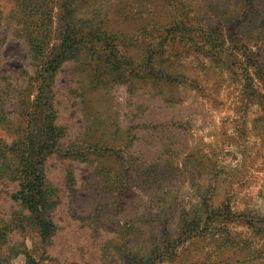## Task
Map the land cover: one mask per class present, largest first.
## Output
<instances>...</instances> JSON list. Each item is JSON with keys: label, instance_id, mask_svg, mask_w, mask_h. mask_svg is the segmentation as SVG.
<instances>
[{"label": "rangeland", "instance_id": "obj_1", "mask_svg": "<svg viewBox=\"0 0 264 264\" xmlns=\"http://www.w3.org/2000/svg\"><path fill=\"white\" fill-rule=\"evenodd\" d=\"M19 1L0 0V224H14L12 263L122 264L135 236L152 248L165 220L175 234L200 219L183 261L218 248L210 264H264V0H72L82 31L48 96L34 78L50 66L22 36ZM61 2L40 3L56 32ZM45 101L57 131L44 163L49 240L13 200L8 158Z\"/></svg>", "mask_w": 264, "mask_h": 264}, {"label": "trees", "instance_id": "obj_2", "mask_svg": "<svg viewBox=\"0 0 264 264\" xmlns=\"http://www.w3.org/2000/svg\"><path fill=\"white\" fill-rule=\"evenodd\" d=\"M19 2H21L19 16L24 18V24L22 25L24 29L22 30L25 33L22 36H26L28 39L30 51L34 57L41 60L45 59L50 66L44 76L34 78L37 80L39 90L48 96L53 92L51 85L57 67L65 60L72 58L76 53L77 36L82 31L77 22V11L73 8L72 0H62L59 3L61 11L59 15L60 25L56 32L53 29L51 9L40 4L43 0H20ZM250 2L254 4V1ZM261 12L264 13V7ZM206 32L204 33L205 38H208L209 42L213 41L215 36ZM55 40L58 45H52ZM45 76H48V79L45 80ZM49 104L48 101H45L38 106L40 118L33 121L36 129L35 133L34 131L29 132L26 139L18 138L12 143L11 150L9 149L8 152V158L15 162L12 176L14 175L17 178L19 185V190L12 198L14 202L28 211V215L24 217V220L27 224L37 228L40 233L39 236L43 240H49L56 230L51 217L52 204L49 202V191L44 174L45 158L57 144V131L52 124V112L47 107ZM228 211L229 208L227 213ZM130 218H133L132 215L128 217L129 220ZM142 220L143 225L147 224L146 219ZM193 220H181L179 230L175 234H172V227L165 220L162 223L164 224L163 227L157 232L163 242H159L161 239L154 240L152 248H149V244L148 246L144 244L146 240H142V235L135 236L133 247H128V244L122 247L129 257V259L125 258L122 264H163L166 260V264H210L209 262L213 261L220 249L216 248L217 251L213 256L212 253L206 254L204 261H196V263L191 260L183 261L184 252L186 251L183 242H190V240L196 238L198 235L196 230L202 223L200 219H198V224L194 223ZM13 226L14 224L10 222L0 224V264H13L12 262L19 252L15 249V246H8L9 236L14 230L12 229ZM105 229L107 230L106 227ZM172 235L179 237V240L171 238ZM150 241L152 242V240ZM111 242H114V240ZM117 242H121V239L117 238ZM182 243L183 245L179 246ZM26 257L27 264H36L29 254Z\"/></svg>", "mask_w": 264, "mask_h": 264}]
</instances>
